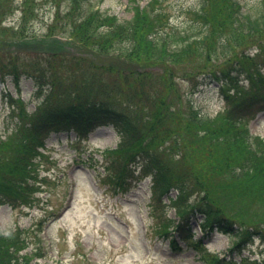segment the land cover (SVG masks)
I'll list each match as a JSON object with an SVG mask.
<instances>
[{
    "label": "rangeland",
    "instance_id": "obj_1",
    "mask_svg": "<svg viewBox=\"0 0 264 264\" xmlns=\"http://www.w3.org/2000/svg\"><path fill=\"white\" fill-rule=\"evenodd\" d=\"M221 2L214 0L206 9V0H0V162L4 161L0 164V180L27 178L30 184L22 198L0 205V229L26 239L28 244L22 254L34 253L35 264H210V258L222 259V264L229 260L243 264L247 259L264 264V237L261 241L250 237L254 242L244 247L242 255L229 252L234 238L223 233L205 240L201 248L184 244L182 250L174 248L166 236L158 234V229L168 218L180 220L174 209L178 206L170 203L151 179L137 181L128 190L113 171L116 164L129 158L127 148L136 152L137 136L150 139L155 135L167 144L173 132L181 129L189 148L194 150L195 109L215 134L213 138L206 130L200 132L205 135L198 140L202 157L213 162V158L225 160L231 156L228 161L237 166L250 156L246 137L237 139L240 129L228 130L227 118L244 107L249 100L246 94L264 89V49L255 42L263 40V36H234L229 12L221 8ZM239 2L241 14L255 17L261 12V0ZM136 5L153 17L156 8L166 14L159 12L164 29L156 31L162 35L174 32L175 36L196 38L203 31L204 13L216 16L223 27L207 39L210 56L198 47L199 53L170 65L186 69L200 63L197 72L203 68L208 73L216 70L220 73L216 82L223 83V89L220 91L217 83H208L193 92L187 80L177 77L180 93L168 98L163 75L155 72L157 89L152 96L147 80L151 71L140 69L138 57L142 56L120 54L129 47L127 40L120 39L127 27L122 31L99 25L101 13L115 15L127 24ZM94 10L99 12L88 16ZM140 21H136L137 25ZM212 25L214 29L221 23L214 21ZM24 35L37 36L32 47L7 44ZM45 35L73 37L76 48L73 53L40 56L35 50L39 38ZM12 66L24 74L19 80L10 74ZM221 71L229 78L223 80ZM239 79H243L240 84ZM84 100H104L126 112L135 125L139 124V135L130 136L123 149L111 154L107 150L117 148L121 141L112 127L97 129L88 139H80L73 132L41 136V143L33 144L29 126L39 111ZM163 100L175 114L162 118ZM258 108L242 110L252 112L242 122L252 133L264 137V111ZM148 109L158 118L147 120ZM257 155V164L239 177L225 178L218 171H208V176L202 178L214 186L211 191L216 196L232 185L238 188L233 192L239 196L255 193L257 186L264 190V155ZM20 161L25 166L22 169L17 168ZM29 165L31 171L27 174ZM23 200L28 202L17 204ZM179 203V207H186ZM201 223L202 218H198L191 224L200 239Z\"/></svg>",
    "mask_w": 264,
    "mask_h": 264
},
{
    "label": "trees",
    "instance_id": "obj_2",
    "mask_svg": "<svg viewBox=\"0 0 264 264\" xmlns=\"http://www.w3.org/2000/svg\"><path fill=\"white\" fill-rule=\"evenodd\" d=\"M261 2V12L257 17L243 16L241 14L242 7L239 0H222L221 8L229 12L228 19L233 25L234 36L237 33L244 36H263V40L256 39L255 42L258 43L261 49H264V42H262L264 41V0H261ZM207 4L213 5L214 0H206V9ZM98 12L99 11H91L88 16H92ZM204 15L205 17L202 18V20H204V22H202V35L193 41L182 39V44H177L179 40L174 36H168L170 42L163 36L155 37L152 30H155L159 25L158 16L154 15L153 17L149 12H141L138 7L134 8L132 20L127 24L118 21L114 16L101 13L99 25H107L108 28H113V26L119 27L123 29L122 31L127 27L125 35L121 36L120 39L121 41L127 40L129 42V47L124 53L120 54L126 56H129L128 53L130 55H141L142 57H138L141 64L140 67L144 70L151 71V73L147 75V80L151 86L152 96H155V91L157 89V85L153 81V73L160 72L169 90L167 92V97L170 98V96L180 93L175 80L177 77H182L190 82L194 91L199 88L200 80L204 81V84H206L209 81L219 78L216 70L212 71V74L205 72V68H203L204 71L197 72L200 63L190 65L186 69H174L170 65L173 61L178 62L199 53L198 47H203L202 52L204 51L207 53L208 57L210 56L211 48L210 46H206L207 39L215 35L217 31L223 27V23L216 16L208 17V11H206ZM138 20H141L139 25H137L136 22ZM214 21L221 23V26L214 25L213 29L212 22ZM76 36L78 37V35ZM20 37L22 36L17 38ZM225 37L229 36L225 35ZM202 44H205V47L202 46ZM173 45H175V47L179 46V48L174 49L172 48ZM224 45L228 44L224 43ZM121 51L124 50L121 48ZM12 68L14 70L10 74L15 75L14 77L19 80L20 76L24 74L22 73V75H20L16 67L12 66ZM221 72L223 73V79H228L229 76H227L224 71ZM206 76L213 79L209 80ZM39 89L42 90L43 87ZM157 97L163 96L159 95ZM145 114L147 120L153 117L155 119L158 118V115H155L153 111L149 112V109L146 110ZM171 114L175 113L169 109L166 102L163 100L160 115L162 118H167ZM193 119V125L196 130L192 133L193 136H196L194 150L189 148L181 129L173 132L172 141L167 144L155 135H152L150 139L136 137L139 143L135 155L142 158L141 164L143 166V171L153 176L155 185L159 187L163 193L167 194L172 189H177L180 192L179 199L181 200L188 201L191 197H195V203H190V205H195L196 213L198 212L205 216V223L202 228L206 237L211 236L215 230H220L230 235H237V237L241 235L242 238L240 242L237 243L241 245L243 240H248L252 233L262 234L264 236V190L261 189V187H254L256 190L255 193L239 196L233 192L238 188L232 185L224 187L222 190L223 194L215 197L210 192V189L214 186H209L202 178L208 176V171H218L225 178L228 176L239 177L241 174L247 173L252 170L258 162V149H253L252 144L248 141L250 156L245 159L244 163L238 164L237 166H232V160L226 162V160H216L213 158V162H209L206 157L201 156L198 140L205 137V135L200 134L202 130H206L208 136L211 135L213 138H215V134L208 126L204 125L203 118L197 110L193 112ZM107 125L115 126L122 135L127 137L133 136L134 134L139 135L138 129L136 130L139 124L135 125L126 112L113 105L107 104L104 100H101V102H92L88 100L67 102L66 104L57 105L55 108L39 111L32 118L29 132L34 138V141L38 142L36 135L66 131L87 133L86 131ZM230 129L231 127H229L228 130ZM236 138L241 139V135ZM132 140H134V138H132ZM142 141H145L144 144L141 143ZM175 151L177 153H175ZM23 158L25 157L23 156ZM3 162H0V164ZM23 167L25 166L22 165V161L17 163V168L22 169ZM30 171L29 165L27 174ZM27 189L30 190V184L27 178L25 180L23 179V181L15 177L9 178L8 181L4 179L0 180V197L2 196L3 199H5H0V203L22 198ZM202 193H205V195H202ZM196 195L202 196L196 197ZM6 199L9 200L7 201ZM27 202L28 200H23L17 204H25ZM193 211L194 209L185 212V210L182 209L181 216L183 222L181 225L176 226L177 231L180 232V237L184 241L193 240L192 232L187 229L190 226L189 220L192 215L190 212ZM25 245L26 239L23 237H13V234L4 236V233L0 230V264H33L32 256L20 253V251L25 248Z\"/></svg>",
    "mask_w": 264,
    "mask_h": 264
}]
</instances>
